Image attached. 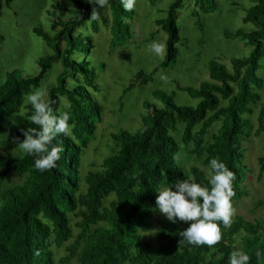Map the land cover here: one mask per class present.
<instances>
[{
  "label": "trees",
  "instance_id": "trees-1",
  "mask_svg": "<svg viewBox=\"0 0 264 264\" xmlns=\"http://www.w3.org/2000/svg\"><path fill=\"white\" fill-rule=\"evenodd\" d=\"M10 1L0 0V18L2 4L8 6ZM68 1L73 8L65 10L67 20L57 18V32L49 35L33 28L50 50L37 60V73L24 76L13 69L0 81V147L6 149L0 155V184L10 183V175L23 178L0 190V264H228L229 254L239 249L249 254L250 264H264L255 256L257 249L264 251V220L251 222L237 216L230 228L220 223L223 239L211 248L188 245L179 233L189 225L172 223L166 217L158 222L154 244L144 239L149 220L159 211L157 191L187 178L210 187L207 171L212 158H219L235 173L232 204L248 194L241 143L264 128V98L259 93L263 80L257 74L264 58V0L245 10L242 24L248 28L224 32L226 39H238L250 48L247 57L230 58L229 68L212 60L207 81L197 88L178 87L196 101L194 106H180L173 95L153 91L155 102H145L140 129L112 134L114 151L102 161L100 170L86 173L82 181L81 157L103 112L95 99L97 69L90 59L94 36L107 33L112 47L130 40L135 12L125 11L120 0H108L105 8L94 0L91 4ZM146 1L151 7L157 2ZM187 1L174 0L165 17L154 21L166 35L160 68L177 61L182 40L177 14ZM190 1L191 16L199 28L200 14L211 12L215 4L212 0ZM55 7L64 11L62 4ZM92 8L101 19L85 23ZM53 70L58 72L52 75L53 84L47 85ZM152 74L138 71L135 76L145 84ZM37 88L46 90L54 113L69 112V124L74 125L69 135L53 140L64 151L57 166L45 172L36 170L35 157L13 143L14 137L23 140L21 129L37 127L28 119L34 110L25 102L26 94ZM258 106L257 128L252 132L251 117ZM262 151L259 179L264 174V147ZM191 158L200 166L186 169L182 162ZM258 205H264V200ZM62 246L65 254L56 258L55 250Z\"/></svg>",
  "mask_w": 264,
  "mask_h": 264
},
{
  "label": "rangeland",
  "instance_id": "rangeland-1",
  "mask_svg": "<svg viewBox=\"0 0 264 264\" xmlns=\"http://www.w3.org/2000/svg\"><path fill=\"white\" fill-rule=\"evenodd\" d=\"M173 1L157 0L151 7L146 0H136L130 40L115 43L112 47L109 45L107 33L101 32L100 36H94L95 47L90 59L97 69L98 91L95 93V99L103 107V112L102 121L81 157V181L86 173L100 170L102 161L114 151L112 134L118 130L134 133L140 129V116L145 113V102H155L153 91L162 90L173 95L176 104L180 106H194L196 101L178 87L197 88L207 81L208 64L212 60H218L229 68L230 58L248 56L250 48L238 39H226L224 32L248 28L242 24V18L245 10L257 0H212L215 7L211 12L200 14L199 21L202 26L199 28L194 23L195 18L191 16L193 4L189 0L177 14L182 39L178 45L177 61L168 68H160L159 64L164 56L152 54L147 45L152 41L165 42L166 35L158 29L154 21L165 17V11ZM57 4H62L64 11L56 8ZM68 8H73L72 2L68 0H12L8 6L2 4L0 81L13 69H18L24 76L37 73V60L50 53V50L35 36L33 28L39 27L53 35L59 28L57 18L68 19L69 15L65 13ZM138 71H143L147 76L153 73L152 78L143 84L140 79H136ZM57 72L53 70L50 73L47 85L53 84ZM53 73L55 74L52 77ZM257 74L263 80V88L259 93L264 98V58L260 61ZM161 75L167 79L162 80ZM259 108L260 106L255 109L251 117L252 132L257 128L256 117ZM241 145L242 162L246 166L244 189L248 194L233 205L236 210L234 218L239 216L251 222L263 221L264 205L259 206L258 201L264 200V174L258 178V158L263 153L264 128L257 136L251 133ZM3 147L5 146L1 145L0 155L6 152ZM182 165L187 169L191 165L200 166V163L191 158L188 163L182 162ZM1 172L0 168V175ZM22 179L10 175V183L1 182L0 190L20 183ZM81 183L82 191L85 186ZM109 200L105 201V205ZM164 218L159 211L153 214L149 220L151 226L144 233L145 240L154 244L158 222ZM74 233L76 234L77 230H74ZM64 247L55 250L56 258L65 254Z\"/></svg>",
  "mask_w": 264,
  "mask_h": 264
},
{
  "label": "clouds",
  "instance_id": "clouds-1",
  "mask_svg": "<svg viewBox=\"0 0 264 264\" xmlns=\"http://www.w3.org/2000/svg\"><path fill=\"white\" fill-rule=\"evenodd\" d=\"M91 4L93 0H88ZM100 7L108 6V0H94ZM125 11H132L136 0H120ZM100 13L96 8L91 9L90 17L85 23L100 21ZM167 45L152 41L147 49L152 54L162 57L166 54ZM162 80L167 77L161 75ZM43 88H37L26 94L25 102L30 104L33 113L28 117L37 127L21 129L23 140L13 138V143L24 154L34 156V167L40 172L49 171L57 166V161L64 151L62 146L53 144L57 135H69L74 125L69 124V112L55 114L51 102L46 98ZM3 135H8L4 133ZM208 185L202 186L194 182V178L177 180L171 187H162L157 191L155 204L159 212L172 223L181 221L189 226L179 233L188 245L214 247L223 239L220 223L230 228L236 210L232 204L235 195L233 182L235 173L227 165L212 158L209 161ZM175 188V191L172 188ZM257 261L264 260V251H255ZM251 257L243 249L234 250L229 254L228 264H250Z\"/></svg>",
  "mask_w": 264,
  "mask_h": 264
}]
</instances>
